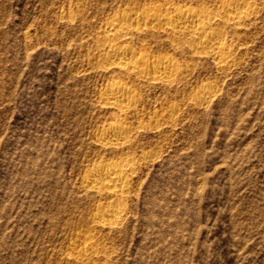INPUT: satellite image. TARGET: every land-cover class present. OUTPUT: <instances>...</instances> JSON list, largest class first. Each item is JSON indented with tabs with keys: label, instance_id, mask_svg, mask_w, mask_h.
<instances>
[{
	"label": "rangeland",
	"instance_id": "374dc122",
	"mask_svg": "<svg viewBox=\"0 0 264 264\" xmlns=\"http://www.w3.org/2000/svg\"><path fill=\"white\" fill-rule=\"evenodd\" d=\"M251 1L247 27L227 29L225 73L164 37L133 40L186 66L154 86L91 71L96 34L123 9L197 0H0V264H64L87 233L108 253L92 264H264V0ZM110 78L138 89L128 113L100 105ZM202 85L206 103H189ZM110 123L132 132L122 150L98 148ZM123 159L135 167L124 218L93 230L110 200L83 178Z\"/></svg>",
	"mask_w": 264,
	"mask_h": 264
},
{
	"label": "bare ground",
	"instance_id": "6f19581e",
	"mask_svg": "<svg viewBox=\"0 0 264 264\" xmlns=\"http://www.w3.org/2000/svg\"><path fill=\"white\" fill-rule=\"evenodd\" d=\"M212 1L219 5L215 4L216 8H210L209 2ZM152 3L148 5L144 3L145 6L140 7L142 9L138 7L139 10L137 6H135L137 10L126 8L107 18L94 39L98 54L90 58V64L93 65H90L91 71L96 69L102 75L109 74V77L112 73H118L144 85L161 86L176 83L178 75L185 71V65L172 56L160 55L156 58L151 56L154 58L152 59L145 49L143 50L146 52L136 51V47L131 45L133 40L134 43L135 41L141 43L148 37L150 39L164 37L168 42L166 44H169L168 46L174 51L186 46L192 55L195 54L199 58L200 56L213 57L215 65H218V69L225 73L234 63V50L228 43L227 29L247 27L246 23L257 13L251 0H197L196 5L182 4L172 7L169 4L157 5V1V4ZM120 80L108 79L106 85L99 91L100 105L118 114L131 110L140 96L139 93L137 94V88ZM205 85L188 97L189 103L202 105L206 103L212 91ZM123 125L110 123L101 127L96 135L98 148L109 151L124 148L129 131ZM130 159L95 163L83 178L81 184L86 193L105 195L110 200L108 204L105 202L107 205H104L105 203L100 205V202L96 208L93 228L90 226L93 230L113 229L121 225L126 209L123 207V202L130 187L129 181L135 171L134 163ZM87 234L81 241H77L80 243L71 249L64 264H92V257H98L100 253H104L100 250L103 248L99 247L100 243L94 238L95 236H92V233Z\"/></svg>",
	"mask_w": 264,
	"mask_h": 264
}]
</instances>
